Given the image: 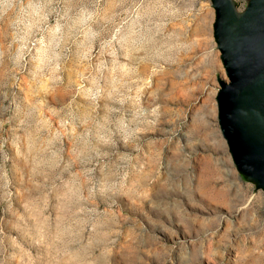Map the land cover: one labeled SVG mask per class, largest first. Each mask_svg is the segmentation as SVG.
Returning <instances> with one entry per match:
<instances>
[{"label": "rangeland", "instance_id": "obj_1", "mask_svg": "<svg viewBox=\"0 0 264 264\" xmlns=\"http://www.w3.org/2000/svg\"><path fill=\"white\" fill-rule=\"evenodd\" d=\"M213 20L209 0H0V264H264Z\"/></svg>", "mask_w": 264, "mask_h": 264}, {"label": "water", "instance_id": "obj_2", "mask_svg": "<svg viewBox=\"0 0 264 264\" xmlns=\"http://www.w3.org/2000/svg\"><path fill=\"white\" fill-rule=\"evenodd\" d=\"M209 0L218 79L217 122L237 173L264 195V0Z\"/></svg>", "mask_w": 264, "mask_h": 264}, {"label": "bare ground", "instance_id": "obj_3", "mask_svg": "<svg viewBox=\"0 0 264 264\" xmlns=\"http://www.w3.org/2000/svg\"><path fill=\"white\" fill-rule=\"evenodd\" d=\"M202 34H207V28L206 23L201 21L199 24H196L194 27L190 30V36H198ZM172 38L176 41L181 40L182 34L180 32V29L173 30ZM185 42L189 44L191 50H200L203 46H206L208 44L207 39L203 38L202 40L198 41L191 38H185ZM193 45V46H192ZM211 58V57H210ZM204 59H198V62H202Z\"/></svg>", "mask_w": 264, "mask_h": 264}]
</instances>
